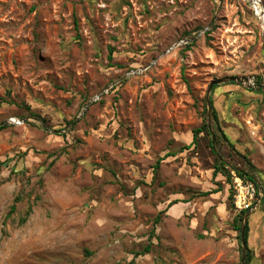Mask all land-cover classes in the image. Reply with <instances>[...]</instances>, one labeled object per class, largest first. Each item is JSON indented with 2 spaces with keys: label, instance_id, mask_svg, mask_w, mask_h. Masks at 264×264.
Listing matches in <instances>:
<instances>
[{
  "label": "rangeland",
  "instance_id": "1",
  "mask_svg": "<svg viewBox=\"0 0 264 264\" xmlns=\"http://www.w3.org/2000/svg\"><path fill=\"white\" fill-rule=\"evenodd\" d=\"M263 19L264 0H0V264H243L237 179L244 264H264ZM234 76L262 83L217 85L233 147L191 145Z\"/></svg>",
  "mask_w": 264,
  "mask_h": 264
},
{
  "label": "trees",
  "instance_id": "2",
  "mask_svg": "<svg viewBox=\"0 0 264 264\" xmlns=\"http://www.w3.org/2000/svg\"><path fill=\"white\" fill-rule=\"evenodd\" d=\"M76 26H77V23H76ZM112 54L110 53V58L112 57L111 56ZM262 78L260 77L259 80H258V83H261ZM230 85H235L236 83L234 82H230L229 83ZM259 85V84H258ZM219 87L217 85H215L212 89V92H211V96H210V99H211V110H212V113L210 115V119H211V125H209L208 123H204L199 129L195 130L194 132V140L193 142L191 143V145H195L196 144V141H197V138H198V135L200 132L204 131L206 132L208 135L211 136V139H210V147H213L214 144L218 143L219 141H224L226 144H228L230 147H233V144H231L230 142V139L228 137V135L225 133V131L223 130V128L221 127L220 125V121H219V116H218V112L215 108V100H214V93H215V90L216 88ZM207 116L208 115V112H207ZM1 129V127H0ZM189 147V146H188ZM162 161V159H159L154 167V171L155 173L158 172V169H159V165H160V162ZM222 164V163H220ZM249 164V167L250 169L246 172L245 170H241L239 168H235V171L237 173V175L241 178H243L244 180H247V181H250L254 184H258V181L256 180V178L254 177L253 175V172L255 170V167L250 163L248 162ZM218 171L221 172L222 171V174L229 176V173L228 171L225 169V167H217ZM217 171V170H216ZM19 201V198H16L15 202L11 205L10 207V210L7 214V218L11 217L17 210V206H16V203ZM247 210H243L241 211L237 218L235 219V222L237 224V230L239 231V239H240V223L243 222L244 220V215L247 214ZM32 213V207H29L28 210L26 211L25 215L21 218L20 220V223L21 224H24L29 216L31 215ZM160 221V216L157 217L156 221H155V224H158ZM152 235H153V232H152ZM245 239L247 241V248H248V241H249V218L246 220V228H245ZM241 240V239H240ZM150 252V244L145 248V250L143 251V253H148ZM250 261H251V256L250 255H247L246 256V260H245V264H250Z\"/></svg>",
  "mask_w": 264,
  "mask_h": 264
},
{
  "label": "built area",
  "instance_id": "3",
  "mask_svg": "<svg viewBox=\"0 0 264 264\" xmlns=\"http://www.w3.org/2000/svg\"><path fill=\"white\" fill-rule=\"evenodd\" d=\"M264 22V19H263ZM189 40H180L179 43L175 44V47H178L179 45L186 44L188 43ZM244 85L250 86V87H255L256 83L257 85L259 84L256 82V80L253 78H248V80L245 82H242ZM262 83V81H261ZM10 123L13 125H19L22 123V121L18 120L17 118H11ZM237 185H238V195L236 196L237 198V204L241 209L244 210H251L256 207L255 203V195L256 190L252 184L244 185L243 182L240 179H237Z\"/></svg>",
  "mask_w": 264,
  "mask_h": 264
},
{
  "label": "water",
  "instance_id": "4",
  "mask_svg": "<svg viewBox=\"0 0 264 264\" xmlns=\"http://www.w3.org/2000/svg\"><path fill=\"white\" fill-rule=\"evenodd\" d=\"M247 80H248V78H239V77L234 76V77H229L228 79H224V80L221 79V80H216V81L211 82L209 87H208V90H207V98H206L209 117L212 113L210 96H211L212 89L215 85H219V84H222L225 82H234V83L243 82V81L246 82ZM248 216H249V214H246L244 216V220L242 222L241 229H240V239H241L242 248H243V255H242V263L243 264H244L245 252L247 250V241L245 239V228H246V220L248 219Z\"/></svg>",
  "mask_w": 264,
  "mask_h": 264
}]
</instances>
